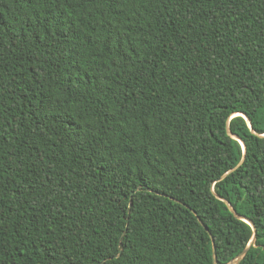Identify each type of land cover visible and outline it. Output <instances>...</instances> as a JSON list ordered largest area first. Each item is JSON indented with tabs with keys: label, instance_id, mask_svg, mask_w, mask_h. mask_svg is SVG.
Wrapping results in <instances>:
<instances>
[{
	"label": "trees",
	"instance_id": "obj_1",
	"mask_svg": "<svg viewBox=\"0 0 264 264\" xmlns=\"http://www.w3.org/2000/svg\"><path fill=\"white\" fill-rule=\"evenodd\" d=\"M224 200L264 264V0H0V264H228Z\"/></svg>",
	"mask_w": 264,
	"mask_h": 264
},
{
	"label": "water",
	"instance_id": "obj_2",
	"mask_svg": "<svg viewBox=\"0 0 264 264\" xmlns=\"http://www.w3.org/2000/svg\"><path fill=\"white\" fill-rule=\"evenodd\" d=\"M250 124V123H249ZM233 137H235V138H237V139H239L237 136H235V135H232ZM240 140V139H239ZM241 141V140H240ZM241 144H242V147H243V149L245 150V145H244V143L241 141ZM244 157V156H243ZM243 157L241 158V160H240V162L233 168V169H235V168H237L239 165H240V163L242 162V159H243ZM233 169H231V170H233ZM231 170H229L228 172H226L224 175H222V177H224L225 175H227ZM221 177V178H222ZM225 201V203H226V205L228 206V208L230 209V211H232L233 213H234V215H236V217H238V218H241V219H243V220H245L246 222H248L250 225H251V227H252V230H253V234H252V238H251V240L249 241V243H248V245L246 246V248L242 251V252H240L231 262H229L228 264H234L235 262H237L240 258H242V256H244V254L247 252V249H248V247L255 241V239H256V228H255V225H254V223L250 220V219H248V218H246V217H243V216H241V215H239V214H236L235 212H234V210L232 209V207H231V205L229 204V202L228 201H226V200H224ZM131 203H132V196L130 195V197H129V206L131 205ZM188 207V206H187ZM192 212L196 215V213L192 210ZM197 219L199 220V222L201 223V225L205 228V230L208 232V234H209V236L211 237V240H212V263L213 264H218L217 263V259H216V252H215V245H214V240H213V237H212V235L210 234V232L208 231V228L202 223V221L200 220V218L197 216Z\"/></svg>",
	"mask_w": 264,
	"mask_h": 264
}]
</instances>
